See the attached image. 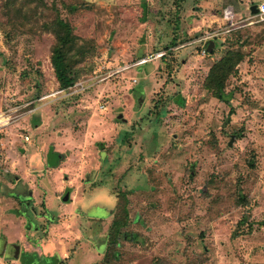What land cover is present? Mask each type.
Wrapping results in <instances>:
<instances>
[{
    "label": "rangeland",
    "instance_id": "obj_1",
    "mask_svg": "<svg viewBox=\"0 0 264 264\" xmlns=\"http://www.w3.org/2000/svg\"><path fill=\"white\" fill-rule=\"evenodd\" d=\"M175 1L44 0L19 12L0 0V118L13 110L0 124V237L23 248L0 264H264V19L250 9L263 0ZM57 11L96 46L80 92L60 88L52 66L45 23ZM235 47L245 56L228 104L204 81ZM50 157L60 160L44 170ZM122 193L130 221L105 263Z\"/></svg>",
    "mask_w": 264,
    "mask_h": 264
},
{
    "label": "trees",
    "instance_id": "obj_2",
    "mask_svg": "<svg viewBox=\"0 0 264 264\" xmlns=\"http://www.w3.org/2000/svg\"><path fill=\"white\" fill-rule=\"evenodd\" d=\"M18 0H7L8 5H12L14 10L22 12L25 5L24 2H35V6H28L30 11L36 10L38 3H42L44 0H24V2H17ZM185 0H176L175 3L181 6V2ZM65 6V5H64ZM67 7L71 12L76 11L77 6L73 4H68ZM144 8L147 9L146 4ZM46 27L54 34L55 41L51 46V62L54 68L56 79L59 83L60 88L68 89L70 86L80 78L83 67L82 64L86 60L89 52L96 48L93 47L89 42H81L79 35L75 32L74 25L65 17L62 16L60 11H57L54 18L50 22L45 23ZM216 42V47L213 46L212 50H208V41L205 42L203 49L206 51L203 54H208L212 56L218 49L219 40L217 37L213 39ZM178 44V38L175 37L171 41V45H166V50H169L172 46ZM92 47V48H91ZM1 53V52H0ZM172 53V50L170 51ZM167 52L162 55L163 60H167ZM245 52L241 47H235L228 49L219 59L214 61L210 66L208 73L206 75L204 85L215 97L221 101H226L231 104V93L227 90V82L230 76L234 75L238 71V64L244 59ZM167 67L172 70L173 65L167 62ZM159 105V104H158ZM62 155V154H61ZM53 158H48L50 165L56 166L59 159L52 160ZM46 164V163H45ZM129 199L125 194H121L118 198V202L115 207L114 217L110 224L107 244L104 251V262L108 263L116 258H118V246L121 238L125 235L124 228L127 227L130 221V211L128 207ZM248 216L245 215L242 220L238 221V230H236V235L242 233L240 229L242 225L245 226ZM260 224H264V219L260 221ZM248 230H252V224H248ZM240 229V230H239ZM113 258V259H111Z\"/></svg>",
    "mask_w": 264,
    "mask_h": 264
},
{
    "label": "built area",
    "instance_id": "obj_3",
    "mask_svg": "<svg viewBox=\"0 0 264 264\" xmlns=\"http://www.w3.org/2000/svg\"><path fill=\"white\" fill-rule=\"evenodd\" d=\"M234 13H235L234 8L232 6H228V8L225 9L224 17L226 19H232V17L234 16ZM255 15H258L259 17L264 19V0L261 1L260 3H258V12L255 13ZM205 51H206V49H203V53ZM163 54H164V52H160L159 53V55H163ZM146 61H147V59H142L139 63H144ZM120 70L121 69H117V71H120ZM94 78L95 77L80 79V80L76 81L74 83V85L70 86L68 88V90L71 91V92L73 91L72 93L83 91V90L87 89L90 86V84L92 83ZM63 90H65V89H63ZM104 107H105V104H102L101 108H104ZM12 112H13V110H10L9 113H3L1 115V118H0V124L9 123L10 118H12ZM25 139H29V136L26 135Z\"/></svg>",
    "mask_w": 264,
    "mask_h": 264
},
{
    "label": "water",
    "instance_id": "obj_4",
    "mask_svg": "<svg viewBox=\"0 0 264 264\" xmlns=\"http://www.w3.org/2000/svg\"><path fill=\"white\" fill-rule=\"evenodd\" d=\"M250 9L252 11V13H257L258 12V4L257 3H254L250 6ZM215 45V41L213 39H210L208 40V50L211 51L213 46ZM122 115H120L119 117H121ZM70 197V192L67 191L65 193V195L63 196V200L64 201H67ZM7 237H4L2 240H1V254H4L5 252V249H6V243H7ZM20 247L21 245L20 244H17V243H11L9 248H10V254H12V256H14L15 258H18L19 255H20ZM8 254V252H7ZM47 263V262H46Z\"/></svg>",
    "mask_w": 264,
    "mask_h": 264
},
{
    "label": "crops",
    "instance_id": "obj_5",
    "mask_svg": "<svg viewBox=\"0 0 264 264\" xmlns=\"http://www.w3.org/2000/svg\"><path fill=\"white\" fill-rule=\"evenodd\" d=\"M99 107H100V109H101L102 111L107 109V106H106V105H105L104 108H101V105H99L98 108H99ZM29 139H30V137H29ZM44 164H45V163H44ZM50 166H52V165H50V164H45L43 169H44V170H46L47 168H48V169H49V168L51 169ZM52 167L56 168L55 166H52ZM67 191H69V190H67ZM67 191H66V192H67ZM62 199H63V198H62ZM76 235H78L77 237H79V238L82 236V235L80 236V234H76ZM26 238H27V237H26ZM58 251H61V249H60V250L58 249ZM60 256H61L62 259H63V258L66 259L67 257L69 258L68 249H62V252H60ZM62 259H61V260H62ZM15 260H16V259H15ZM69 262H71V264H74L75 261H74V259H71Z\"/></svg>",
    "mask_w": 264,
    "mask_h": 264
},
{
    "label": "flooded vegetation",
    "instance_id": "obj_6",
    "mask_svg": "<svg viewBox=\"0 0 264 264\" xmlns=\"http://www.w3.org/2000/svg\"><path fill=\"white\" fill-rule=\"evenodd\" d=\"M1 240H2V236L0 237V252H1ZM11 243H13V241H9V240H7L5 252H4V254H1V253H0V257H3V258H4L5 256H7V252H8V249H9V246H10ZM22 249H23V248L20 247V255H19V257H18V258H15V257H14L16 260H17V259H21L20 256H21V251H22ZM42 260H43V259H42ZM42 260H41V262H42ZM37 264H40V263H37Z\"/></svg>",
    "mask_w": 264,
    "mask_h": 264
},
{
    "label": "bare ground",
    "instance_id": "obj_7",
    "mask_svg": "<svg viewBox=\"0 0 264 264\" xmlns=\"http://www.w3.org/2000/svg\"><path fill=\"white\" fill-rule=\"evenodd\" d=\"M15 110V109H14Z\"/></svg>",
    "mask_w": 264,
    "mask_h": 264
}]
</instances>
